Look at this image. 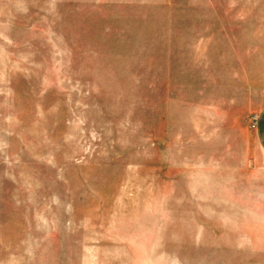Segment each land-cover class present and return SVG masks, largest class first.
Returning <instances> with one entry per match:
<instances>
[{
	"label": "rangeland",
	"instance_id": "obj_1",
	"mask_svg": "<svg viewBox=\"0 0 264 264\" xmlns=\"http://www.w3.org/2000/svg\"><path fill=\"white\" fill-rule=\"evenodd\" d=\"M0 264H264V0H0Z\"/></svg>",
	"mask_w": 264,
	"mask_h": 264
}]
</instances>
